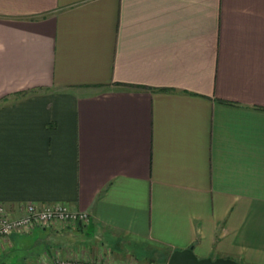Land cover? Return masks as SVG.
Instances as JSON below:
<instances>
[{
    "label": "crops",
    "instance_id": "0c3cea01",
    "mask_svg": "<svg viewBox=\"0 0 264 264\" xmlns=\"http://www.w3.org/2000/svg\"><path fill=\"white\" fill-rule=\"evenodd\" d=\"M54 203L0 264H264V0H0V204Z\"/></svg>",
    "mask_w": 264,
    "mask_h": 264
},
{
    "label": "built area",
    "instance_id": "2783aa9c",
    "mask_svg": "<svg viewBox=\"0 0 264 264\" xmlns=\"http://www.w3.org/2000/svg\"><path fill=\"white\" fill-rule=\"evenodd\" d=\"M20 215L12 216L0 204V241L12 234L27 235L37 227L82 223L88 219L84 211H74L65 203L49 205L26 204L20 207ZM46 264H109L98 258H64L54 254Z\"/></svg>",
    "mask_w": 264,
    "mask_h": 264
},
{
    "label": "water",
    "instance_id": "95a60500",
    "mask_svg": "<svg viewBox=\"0 0 264 264\" xmlns=\"http://www.w3.org/2000/svg\"><path fill=\"white\" fill-rule=\"evenodd\" d=\"M166 264H242L236 260L225 257H204L198 258L192 251V248L173 250Z\"/></svg>",
    "mask_w": 264,
    "mask_h": 264
},
{
    "label": "rangeland",
    "instance_id": "374dc122",
    "mask_svg": "<svg viewBox=\"0 0 264 264\" xmlns=\"http://www.w3.org/2000/svg\"><path fill=\"white\" fill-rule=\"evenodd\" d=\"M141 250V249H140ZM141 252H143V251H141ZM149 256V255H148ZM133 260H134V262L132 263V264H134L135 263V261H136V259H134L133 258ZM156 260H158L160 263H157V264H166L165 262H164V259L162 258V257H156ZM143 261V264H146V262L147 261H144V260H142Z\"/></svg>",
    "mask_w": 264,
    "mask_h": 264
}]
</instances>
